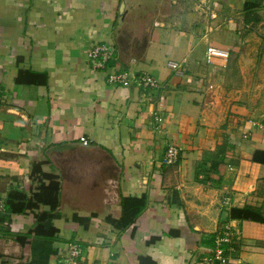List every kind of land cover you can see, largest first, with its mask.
Returning <instances> with one entry per match:
<instances>
[{"label":"crops","instance_id":"1","mask_svg":"<svg viewBox=\"0 0 264 264\" xmlns=\"http://www.w3.org/2000/svg\"><path fill=\"white\" fill-rule=\"evenodd\" d=\"M98 43L113 47L105 69L87 59ZM208 46L229 56L208 64ZM122 68L160 87L107 83ZM168 144L180 151L166 165ZM256 150L264 151V0H0V197L31 196L34 162L59 179L55 215L43 224L56 230L28 234L25 258L15 237L49 207L0 213V264H69L71 242L82 248L75 264H195L224 224L236 233L226 264H264V221L229 217L251 208L264 218ZM126 197L145 206L116 226L107 217L119 219Z\"/></svg>","mask_w":264,"mask_h":264},{"label":"built area","instance_id":"2","mask_svg":"<svg viewBox=\"0 0 264 264\" xmlns=\"http://www.w3.org/2000/svg\"><path fill=\"white\" fill-rule=\"evenodd\" d=\"M215 13L211 12L210 17H214ZM229 56L228 50L218 48L215 46H208L205 52V61L210 64L215 57L226 59ZM87 59L94 69H105L108 63L114 59L113 47L108 43H98L93 45L87 51ZM167 65L177 74L182 73V66L179 62L169 61ZM107 83L111 85L136 87L144 92L158 89L159 82L147 73L135 74L128 69H120L107 73ZM156 121L159 123L161 117L155 115ZM83 145H87L89 141L85 137H80ZM180 148L175 144H168L162 159L163 164H174L179 157ZM230 199L225 197L223 199L224 205H228ZM5 200L0 197V213L5 211ZM236 233L235 230L227 224L222 225L216 232L213 238L212 247L208 249L207 253L201 255L195 264H226L231 255L235 252ZM69 257L67 259L69 264H75L76 259L81 255V246L77 242H71L68 245ZM247 264V263H243Z\"/></svg>","mask_w":264,"mask_h":264},{"label":"trees","instance_id":"3","mask_svg":"<svg viewBox=\"0 0 264 264\" xmlns=\"http://www.w3.org/2000/svg\"><path fill=\"white\" fill-rule=\"evenodd\" d=\"M22 79V72H19L16 76V80ZM252 160L255 162L264 163V151L256 150L253 153ZM43 162H34L31 165V171L29 178L31 180L38 181V185L35 191L32 192L30 197H27L26 193L22 191H10L7 199L5 200V211L9 213H21L25 211H35L40 205H46L49 210L42 211L35 214V224L28 230L27 235H18L15 238L20 243L23 250V258L26 257L28 252L30 238L28 234H36L42 236H52V233L56 230L54 227L48 226L44 228V223L48 222L54 215L58 205V192H59V179L56 174L47 173L42 170ZM145 204L144 198L126 197L122 199V210L119 219L113 220L107 217V220L112 224L129 225L135 222L143 211ZM260 214L257 210L251 208H231L229 209V217H241L252 220H262L263 217H259ZM172 234V232H169ZM159 237L152 236L146 240V244H152Z\"/></svg>","mask_w":264,"mask_h":264},{"label":"water","instance_id":"4","mask_svg":"<svg viewBox=\"0 0 264 264\" xmlns=\"http://www.w3.org/2000/svg\"><path fill=\"white\" fill-rule=\"evenodd\" d=\"M125 1H123L122 3H121V5H120V9H119V15H118V18H119V21H121L122 20V18L125 16V13H126V11H125ZM122 22V21H121ZM82 144V143H81ZM83 145V144H82ZM89 144H87V145H83V146H88Z\"/></svg>","mask_w":264,"mask_h":264}]
</instances>
